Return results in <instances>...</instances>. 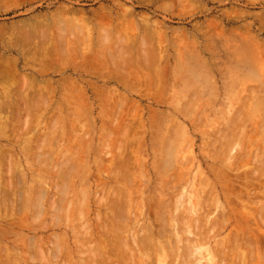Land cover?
I'll return each mask as SVG.
<instances>
[{
  "label": "rangeland",
  "instance_id": "1",
  "mask_svg": "<svg viewBox=\"0 0 264 264\" xmlns=\"http://www.w3.org/2000/svg\"><path fill=\"white\" fill-rule=\"evenodd\" d=\"M0 91V264H264V0H0Z\"/></svg>",
  "mask_w": 264,
  "mask_h": 264
},
{
  "label": "bare ground",
  "instance_id": "2",
  "mask_svg": "<svg viewBox=\"0 0 264 264\" xmlns=\"http://www.w3.org/2000/svg\"><path fill=\"white\" fill-rule=\"evenodd\" d=\"M104 9H105V8H104ZM104 11H105V10H104ZM105 13H106V12H105ZM105 13H104V14H105ZM105 16H106V14H105ZM107 18H109V17H107ZM143 22H144V21H143ZM74 51H75V50H74ZM76 52H77V51H76ZM42 54H43V53H42ZM49 55H50V54H49ZM49 55H48V56H49ZM77 56H78V54H77ZM87 56H88V55H87ZM39 57H40V55H39ZM78 58H79V57H78ZM131 58H132V57H131ZM132 59H133V58H132ZM89 62H90V61H89ZM84 63H86V62H84ZM90 63H91V62H90ZM126 63H127V60H126ZM133 63H134V62H133ZM87 65H88V62H87ZM78 66H79V65H78ZM88 66H89V65H88ZM88 66H87V67H88ZM13 67H14V65H13ZM129 67H130V66H129ZM135 67H136V66H135ZM8 68H9V67H8ZM91 68H92V67H91ZM12 70H13V69H12ZM14 70H15V67H14ZM134 70H135V69H134ZM138 70H139V69H138ZM85 71H86V70H85ZM10 73H11V72H10ZM18 74H19V73H18ZM18 78H19V77H17V79H18ZM17 79H16V80H17ZM27 79H28V78H27ZM19 80H20V79H19ZM22 81H23V80H22ZM23 82H24V81H23ZM35 83H36V82H35ZM25 84H26V82H25ZM37 86H38V84H37ZM28 87H29V85H28ZM74 87H75V86H74ZM74 87H73V88H74ZM75 88H76V87H75ZM89 88H91V87H89ZM81 90H82V89H81ZM0 92H1V91H0ZM82 92H83V91H82ZM18 94H19V93H18ZM18 94H17V95H18ZM47 94H48V93H47ZM75 94H77V93H75ZM36 95H37V94H36ZM44 95H45V94H44ZM81 95H83V94H81ZM7 96H8V95H7ZM15 97H16V96H15ZM38 97H39V94H38ZM45 97H46V96H45ZM7 98H8V97H7ZM7 98H4V99H6V100L8 101ZM18 98H20V97H18ZM18 98H17V99H18ZM36 98H37V97H36ZM47 98H48V97H47ZM39 99H40V98H39ZM51 99H52V98H51ZM0 100H3V99H0ZM24 100H25V99H24ZM29 101H30L31 103H33L31 100H29ZM29 101H28V102H29ZM48 101H49V100H48ZM3 102H4V101H3ZM5 102H6V101H5ZM16 102H17V101H16ZM39 102H40V101H39ZM1 103H2V102H1ZM6 103H7V102H6ZM8 103H10V102H8ZM21 103H22V102H21ZM21 103H19V104H21ZM25 103H27V102H25ZM25 103H24V104H25ZM44 103H45V102H44ZM50 103H51V101H50ZM14 104H15V103H14ZM28 104H30V103H28ZM33 104H34V103H33ZM46 105H47V104H46ZM21 106H22V105H21ZM23 106H24V105H23ZM29 106H30V105H29ZM31 107H32V106H31ZM9 108H10V107H9ZM9 108H8V109H9ZM60 108H61V107H60ZM18 109H19V107H18ZM22 109H23V108H22ZM28 109H29V108H28ZM28 109H27V110H28ZM34 109H35V108H34ZM16 111H17V110H16ZM18 111H20V110H18ZM22 112H23V111H22ZM24 113H25V112H24ZM29 113H30V112H29ZM27 114H28V113H27ZM34 116H35V115H34ZM34 116H33V118H34ZM2 117H3V115H2ZM27 117H28V115H27ZM35 117H36V116H35ZM3 118H4V117H3ZM11 119H12V118H11ZM11 119H10V120H11ZM11 121H13V120H11ZM15 122H17V121H15ZM24 122H25V120H24ZM3 123H4V122H3ZM11 123H12V122H11ZM13 123H14V122H13ZM27 123H28V122H26V124H27ZM23 124H24V123H23ZM26 124H25V126H26ZM33 124H34V123H33ZM51 124H52V123H51ZM29 125H30V124H29ZM25 126H24V127H25ZM27 126H28V125H27ZM5 127H6V126H5ZM8 128H9V127H8ZM15 128H16V127H15ZM13 130H14V129H13ZM29 131H30V130H29ZM54 133H55V132H54ZM42 137H43V136H42ZM38 141H40V140H38ZM42 141H43V140H42ZM36 143H37V142H36ZM43 143H44V142H42V144H43ZM38 147H39V146H38ZM45 147H46V146H45ZM31 148H32V147H31ZM36 148H37V147H36ZM43 148H44V147H43ZM33 149H34V148H33ZM45 149H46V148H45ZM45 149H44V150H45ZM41 150H43V149H41ZM36 151H38V150H36ZM26 152H27V151H26ZM3 153H4V152H2V154H3ZM28 153H29V152H28ZM40 157H41V155H40ZM45 157L47 158V155H46ZM33 158H34V157H33ZM46 158H45V159H46ZM42 159H43V157H42ZM9 160H10V159H9ZM46 160H47V159H46ZM46 160H44V161H46ZM48 160H49V159H48ZM10 161H11V160H10ZM48 162H49V161H48ZM51 162H52V161H51ZM8 163H10V162H8ZM43 163H44V162H43ZM45 163H46V162H45ZM45 163H44V164H45ZM49 164H50V163H49ZM49 164H48V165H49ZM56 164H57V163H56ZM41 165H42V164H41ZM54 165H55V163H54ZM8 166H11V164H9ZM42 166H43V165H42ZM7 168L9 169V167H7ZM48 168H49V167H48ZM53 168H54V166H53ZM55 168H56V167H55ZM64 168H65V167H64ZM57 169H58V168H57ZM58 170H59V169H58ZM69 170H70V169H69ZM54 171H55V170H54ZM54 171H53V172H54ZM51 172H52V171H51ZM53 172H52V173H53ZM68 173H69V172H68ZM36 175H37V174H36ZM7 177H10V175L7 176ZM40 178H41V177H40ZM5 179H6V178H5ZM12 179H13V178H12ZM9 180H10V179H9ZM9 180H6V181H9ZM18 180H21V179H18ZM18 180H16V181L18 182ZM21 181H22V180H21ZM53 181H54V180H53ZM55 181H56V180H55ZM55 181H54V182H55ZM3 182H4V181H3ZM3 182H2V183H3ZM17 182H16V183H17ZM35 182H36V181H35ZM68 182H69V181H68ZM8 183H9V182H7V185H9ZM10 183H11V182H10ZM19 183H20V182H18V184H19ZM22 184H23V183H22ZM68 184H69V183H68ZM1 185L4 186L3 184H1ZM7 185H5V186H7ZM12 185H13V184H12ZM14 185H15V184H14ZM5 186H4V187H5ZM16 186H18V185H16ZM19 187H20V186H19ZM19 187H18V188H19ZM5 188H10V189H12L11 185H10V187L8 186V187H5ZM16 188H17V187H16ZM18 188H17V189H18ZM39 188H40V186H39ZM53 188H54V187H53ZM64 189H65V188H64ZM64 189H63V190H64ZM1 190H2V188H1ZM7 190H8V192H9V189H7ZM15 190H16V189H15ZM54 190H56V189L54 188ZM17 191H18V190H16V192H17ZM39 191H40V190H39ZM41 191H42V190H41ZM65 191H66V190H65ZM65 191H64V192H65ZM4 192H5V193H4ZM4 192H2V193H3V194H6L7 191L5 190ZM116 192H117V191H116ZM10 193H11V192L7 193V195H8V194L10 195ZM13 193L16 194L15 192H13ZM13 193H12V194H13ZM21 193H23V191H21ZM60 193H61V192H60ZM3 194H1L2 197H4ZM17 194H18V193H17ZM62 194H63V193H62ZM62 194H61V195H62ZM20 195H23V194H20ZM39 195H40V193H39ZM41 195H42V193H41ZM50 195H51V193H50ZM65 195H66V193H65ZM65 195H63V196H65ZM18 196H19V194H18ZM67 196H68V195H67ZM38 197H39V196H38ZM43 197H44V196H43ZM65 197H66V196H65ZM21 198H22V197H21ZM62 198H63V197H62ZM239 198H240V197H239ZM5 199H6V198H5ZM5 199L2 198V200H1V198H0V200H1L2 202H5V203H6L7 200H8L7 203H9V201L11 200V199H10V200H9V199L5 200ZM15 199H16V198H15ZM18 199H19V198H17V200H18ZM39 199L42 201L44 198L41 199V196H40ZM53 199H54V198H53ZM4 200H5V201H4ZM22 200H23V198H22ZM22 200H21V201H22ZM50 200H51V199H50ZM60 200H61V199H60ZM11 201H12V200H11ZM11 201H10V202H11ZM15 201H16V200H15ZM25 201H26V200H25ZM35 201H36V200H35ZM37 201H38V200H37ZM43 201H44V200H43ZM51 201H52V200H51ZM63 201H64V200H62V202H63ZM69 201H70V200H68V202H69ZM18 202H20V201L18 200ZM60 202H61V201H60ZM62 202H61V203H62ZM120 202H121V201H120ZM23 203H25V202H23ZM38 203H39V201H38ZM42 203H43V202H42ZM50 203H51V202H50ZM61 203H60V204H61ZM115 203H116V202H115ZM35 204H37V203H35ZM39 204H40V203H39ZM52 204H53V202H52ZM52 204L50 205V206H51V211H53V210L55 209V208H54L55 206L53 207ZM64 204H65V203H63L62 205H64ZM117 204H118V203H117ZM2 205H3V203H2ZM2 205H1V206H2ZM17 205H19V204H17ZM20 205H21V204H20ZM33 205H34V204H33ZM54 205H55V204H54ZM47 206H48V205H47ZM50 206H49V207H50ZM67 206H68V207H66V208H69V207L71 206V204H70V206H69V204H67ZM112 206H113V205H112ZM6 207H7V206H4V205H3V212H5L4 209H5ZM32 207H33V206H32ZM1 208H2V207H1ZM7 208H9V207H7ZM10 208H11V207H10ZM38 208H39V207H38ZM52 208H53V209H52ZM113 208H114V207H113ZM117 209H118V208H117ZM117 209H116V210H117ZM5 210H6V209H5ZM10 210H11V209H10ZM61 210L63 211L62 208H61L59 211L61 212ZM118 210H119V209H118ZM118 210H117V213H118ZM263 210H264V209H263ZM56 211H57V210H56ZM67 211H68V210L66 209V210H65L66 215L71 211V209H70L69 212H67ZM78 211H79V210H78ZM54 212H55V210H54ZM60 212H59V214H60ZM115 212H116V211H114V214H115ZM119 212H121V211H119ZM18 213H19V211H18ZM37 213H38V212H37ZM55 213H57V212H55ZM14 214L16 215V213H14ZM38 214H40V211H39ZM38 214H37V215H38ZM47 214H48V213H45V215H47ZM59 214H58V215H59ZM64 214H65V213H63V216H64ZM70 214H71V213H70ZM70 214H69V215H70ZM41 215H43V211H42V214H41ZM54 215H55V214H54ZM118 215H119V214H118ZM121 216H122V215H121ZM20 217H22V216H20ZM30 217H31V216H30ZM38 217H39V216H37V218H38ZM40 217H42V216H40ZM64 217H65V216H64ZM70 217H71V216H70ZM115 217H116V216H115ZM122 217H123V216H122ZM160 217H161V216H160ZM242 217H243V216H242ZM6 218L8 219V214H7V217H6ZM47 218H48V217H47ZM49 218H50V217H49ZM67 218H68V217H66V222H67ZM14 219H15V218H14ZM22 219H23V218H22ZM165 219H166V218H165ZM18 220H19V219H18ZM32 220H33V219H32ZM32 220H31V222H32ZM51 220H53V219L51 218ZM98 220H99V219H98ZM111 220H112V219H111ZM114 220H115V219H114ZM118 220H119V218H118ZM118 220H117V221H118ZM179 220H180V218H179ZM16 221H17V220H16ZM20 221H21V220H20ZM34 221H35V220H34ZM38 221H39V219H38ZM77 221H78V220H77ZM77 221H76V222H77ZM112 221H113V220H112ZM181 221H182V219H181ZM202 221H203V220H202ZM204 221H205V219H204ZM211 221H212V220H211ZM260 221H261V220H260ZM1 222H4V221L2 220ZM24 222H25V221H23V220L21 221V223H24ZM51 222H52V221H51ZM76 222H75V223H76ZM78 222H80V220H79ZM114 222H116V221H114ZM114 222H113V223H114ZM194 222H195V221H194ZM261 222H262V221H261ZM25 223H26V222H25ZM204 223H205V222H204ZM80 224H81V223H80ZM124 224H125V222H124ZM165 224H166V223H165ZM165 224H164V225H165ZM182 224H183V223H182ZM260 224H261V223H260ZM43 225H44V224H43ZM45 225H47V224H45ZM52 225H53V224H52ZM98 225H99V224H98ZM101 225H102V224H101ZM127 225H128V224H127ZM160 225H161V228H162V226H164L163 224H160ZM178 225H180V227H181V224H178ZM196 225H197V224H196ZM210 225H211V224H210ZM237 225H238V224H237ZM257 225H258V224H257ZM103 226H104V225H103ZM110 226H111V225H110ZM202 226H203V225H202ZM215 226H216V225H215ZM12 227H13V225H12ZM20 227H21V228H20ZM45 227H46V226H45ZM84 227H85V226H84ZM84 227H83V228H84ZM159 227H160V226H159ZM165 227H166V226H164V228H162V230L165 229ZM203 227H204V226H203ZM15 228H16V227H15ZM19 228H20V229H23L24 227L22 228V226L19 225L18 229H19ZM42 228H43V227H42ZM108 228H109V227H108ZM114 228H115V227H112V228H111V232H112V229H114ZM195 228L197 229L198 227H195ZM200 228H201V227H200ZM16 229H17V228H16ZM24 229L26 230V228H24ZM29 229H30V228H29ZM84 229H85V228H84ZM142 229H144V228H142ZM27 230H28V229H27ZM30 230H32V229H30ZM99 230H100V227H99ZM102 230H104V228L101 229L100 231H102ZM107 230H108V229H107ZM115 230H117V229L115 228ZM115 230H114V231H115ZM118 230H119V229H118ZM148 230H151V232H152V229H151V228L148 229ZM181 230H183V228H181ZM201 230H202V229H201ZM209 230H210V229H209ZM212 230H213V228H212ZM79 231H80V230H79ZM114 231H113V233H115ZM183 231H185V230H183ZM195 231H196V230H195ZM202 231H203V230H202ZM213 231H214V230H213ZM261 231H262V230H261ZM185 232H186V231H185ZM197 232H199V229H198ZM207 232H209V231H207ZM207 232H205V233H207ZM104 233H105V232H104ZM113 233H111V234H113ZM132 233H133V231H132ZM141 233H145V232L142 230ZM160 233H161V232H160ZM162 233H163V232H162ZM162 233H161V234H162ZM167 233H168V232H167ZM209 233H211V232H209ZM234 233H235V232H234ZM246 233H247V232H246ZM106 234H107V233H106ZM115 234H116V233H115ZM151 234H152V233H151ZM151 234H150V235H151ZM181 234H182V233H181ZM194 234H195V232H194ZM201 234H202V233H201ZM212 234H213V233H212ZM212 234H211V235H212ZM116 235H117V234H116ZM142 235H143V234H142ZM162 235H164V234H162ZM197 235H198V234H197ZM232 235H233V234H232ZM245 235H246V234H245ZM52 236H53V235H52ZM157 236H158V235H157ZM167 236H168V235H167ZM198 236H201L202 238H204L203 235H198ZM205 236H206V235H205ZM207 236H208V234H207ZM4 237H6V236H4ZM4 237L1 236V238H3V239H4ZM56 237H57V236H56ZM159 237H160V236H159ZM159 237H158V238H159ZM244 237H247V236H244ZM254 237H255V236H254ZM117 238H118V237H116V240H117ZM140 238H142V236H141ZM144 238H146V237H144ZM144 238H142V239H143V240H141L142 242L145 241ZM185 238H187V237H185ZM239 238H240V237H239ZM11 239H13V238H11ZM14 239H15V238H14ZM160 239H162V237H161ZM166 239H167V238H166ZM190 239H191V238H190ZM246 239H247V238H246ZM253 239H254V238H253ZM0 240H1V239H0ZM30 240H31V239H30ZM114 240H115V239H114ZM131 240H132V239H131ZM138 240H139V239H138ZM146 240H148V245H147V246L145 245V242H144V243H140V246H141V247H142V244H143L144 247H142V248H144L145 253H146L147 251H148V252L150 251L149 248H150V246H152V245H151V242L153 241V236H152V238H151V236L148 237ZM188 240H189V239H188ZM188 240H186L185 243L188 244V242L190 241V240H189V241H188ZM201 240H202V239H201ZM204 240H205V239H204ZM247 240H248V239H247ZM247 240H246V241H247ZM27 241H28V239H27ZM41 241H42V240H41ZM41 241H40V242H41ZM112 241H113V240H112ZM139 241H140V240H139ZM167 241H168V239H167ZM235 241H236V240H235ZM244 241H245V240H244ZM246 241H245V244L247 243ZM28 242H29V241H28ZM54 242H55V241H54ZM132 242H133V240H132ZM193 242H195V241H193ZM196 242H197V243H200V242H204V241L202 240V241H200V242H198V241H196ZM196 242H195V244H196ZM239 242H240V241H239ZM249 242H250V241H249ZM56 243H57V242H55L54 244H56ZM110 243H111V242H110ZM114 243H115L114 245H117V248H118V246H119V249L122 248V247L120 248V246H121L120 244L118 245V244H116V242H114ZM133 243H134V242H133ZM161 243H162V242H161ZM173 243H174V242H173ZM173 243H171L172 246H173ZM185 243H184V244H185ZM189 243H190V242H189ZM252 243H254V242H252ZM29 244H30V243H29ZM180 244H181V243H180ZM187 244H185L187 247H188L189 245H191V243H190L189 245H187ZM239 244H240V243H239ZM242 244H243V243H242ZM247 244H248V243H247ZM247 244H246V245H247ZM57 245H58V244H57ZM114 245H113V247H114ZM135 245H136V244H135ZM149 245H150V246H149ZM163 245H164V242H163ZM165 245H167L166 242H165ZM192 245H194V243H193ZM203 245H204V244H203ZM251 245H252V244H251ZM33 246H34V244H33ZM50 246H51V245H50ZM54 246H55V245H54ZM82 246H84V245H82ZM111 246H112V245H111ZM132 246H133V245H132ZM138 246H139V245H138ZM153 246H154V245H153ZM153 246H152L151 249H153V248L155 247V246H154V247H153ZM167 246H169V245H167ZM174 246H175V243H174ZM174 246H173V248H175ZM186 246H185V248H184V249H185V255H186V251H187V254L189 253V255H190V252H189L190 250L188 251V249L186 248ZM194 246H195V245H194ZM235 246L237 247V244L234 245V247H235ZM242 246H243V245H242ZM247 246H249V244H248ZM252 246H253V245H252ZM26 247H27V245H26ZM31 247H32V246H31ZM51 247H52V246H51ZM135 247H137V245H136ZM141 247H140V248H141ZM145 247H148V248L145 249ZM245 247H246V246H245ZM32 248H33V247H32ZM40 248H41V247H40ZM40 248H39V249H40ZM42 248H43V247H42ZM55 248H56V247H55ZM83 248H84V247H83ZM110 248H111V247H110ZM124 248H126V247H124ZM137 248H138V247H137ZM140 248H138V249H140ZM156 248H157V246H156ZM159 248H160V247L158 246V248H157V249L159 250L158 252H161V254H162V251L160 250L161 248H160V249H159ZM166 248H167V247H165V249H166ZM173 248L171 247V250H173ZM188 248H189V247H188ZM218 248L220 249L221 247L219 246ZM243 248H244V247H243ZM254 248H255V245H254ZM27 249H28V248H27ZM39 249H38V251H39ZM89 249H90V248H89ZM126 249H127V248H126ZM126 249H125V251H126ZM147 249H149V250H147ZM157 249H156V250H157ZM169 249H170V248H169ZM169 249H167V251H169ZM175 249H176V248H175ZM175 249H174V250H175ZM181 249H182V248H181ZM186 249H187V250H186ZM251 249L254 250L252 247L249 246V248H248L247 250L249 251V250H251ZM29 250H31L30 247H29ZM90 250H91V249H90ZM112 250H113V248H112ZM116 250H117V249H116ZM146 250H147V251H146ZM153 250H155V248H154ZM174 250L171 251V252H175V251H176V250H175V251H174ZM193 250H194V249H193ZM224 250H225V249H224ZM224 250H223V251H224ZM228 250H229V248H228ZM231 250H232V248H231ZM244 250H246V249H244ZM60 251H61V249H60ZM60 251H59V253H61ZM91 251H92V250H91ZM113 251H114V250H113ZM117 251H119V250H117ZM123 251H124V250H123ZM125 251H124V252H125ZM167 251H165V252H167ZM217 251H218V250H217ZM225 251H226V250H225ZM225 251H224V253L227 254ZM2 252L4 253L3 256H6V255L8 254V253H7L8 251H7V249H5V248H4L3 250L0 249V255H1ZM32 252H33V251H32ZM42 252H43V250H42ZM85 252H86V251H85ZM111 252H112V251H111ZM121 252H122V251H119V253H121ZM126 252H127V251H126ZM130 252H131V251H130ZM180 252H181V251H180ZM194 252H196V251L194 250ZM221 252H222V250H220V252L217 254L216 250L214 249V254H215V255H218L217 257H222V256H221ZM232 252H233V251H231V253H232ZM250 252H251V251H250ZM253 252H255V250L252 251V252L250 253V255H248V256H249V257H251V256L253 257V256H254V255H253ZM49 253H50V252H49ZM93 253H94V252H93ZM93 253H92V254H93ZM95 253H96V252H95ZM99 253H100V252H98V254H99ZM117 253H118V252H117ZM153 253H154V254H153ZM155 253H156V251L152 252L151 254H152L153 256H155ZM168 253H169V252H168ZM191 253H192V252H191ZM39 254H40V253H39ZM87 254H89V253L87 252ZM111 254H113V253H111ZM114 254H115V251H114ZM123 254H124V253H123ZM151 254L149 255V257L152 256ZM161 254L159 253V254H157V255L160 256ZM169 254H170V253H169ZM174 254H175V253H174ZM219 254H220V256H219ZM225 254L223 255V253H222L223 256H225ZM233 254H234V253H233ZM254 254H255V253H254ZM59 255H60V254H59ZM59 255H57V256H59ZM95 255H96V254H95ZM124 255H126V254H124ZM130 255H131V253H130ZM172 255H173V253H172ZM182 255H183V254H182ZM227 255H228V257H231V256H232V255L229 256V254H227ZM234 255L237 256V254H234ZM89 256H90V255H89ZM118 256H119V255H118ZM120 256H121V255H120ZM175 256H177V254H176ZM186 256H188V255H186ZM186 256H185V257H186ZM40 257H42V256H40ZM110 257H111V256H110ZM162 257H163V255H162ZM168 257H169V256H168ZM171 257L173 258V256H171ZM189 257H191V256H189ZM217 257H216V258H217ZM254 257H256V256H254ZM0 258H1V256H0ZM3 258H4V257H3ZM3 258H1L3 261H6V263H9V262H7L8 260H4ZM5 258H6V257H5ZM29 258H30V257H29ZM34 258H35V257H34ZM44 258H45V257H44ZM47 258H48V255H47ZM98 258H99V257L97 256V259H98ZM186 258H187V257H186ZM235 258H236V257H235ZM239 258H241V257L239 256ZM6 259H8V258H6ZM32 259H33V258H32ZM41 259H42V258H41ZM56 259H57V257L55 258V260H56ZM58 259H59V257H58ZM58 259H57V260H58ZM92 259H93V258H92ZM115 259L117 260V258H115ZM118 259H119V258H118ZM122 259H123V257H122ZM122 259H121V260H122ZM156 259H157V258H156ZM175 259H176V257H175ZM221 259H222V258H221ZM229 259H230V258H229ZM253 259H254V258H253ZM253 259H252V260H253ZM2 260H0V263H1ZM9 260H10V259H9ZM53 260H54V259H53ZM55 260H54V264H56V263H55ZM104 260H105V259H104ZM152 260H153V257H152ZM196 260H198V259H196ZM217 260H219V259H217ZM230 260H231V259H230ZM249 260H250V262L253 264L254 261H251V258L248 259V261H249ZM40 261H41V260H40ZM45 261H46V260H45ZM133 261H134V260H133ZM187 261H188V260H187ZM221 261H222V260H221ZM221 261H220V262H221ZM223 261H225V260H223ZM227 261H228V259H227ZM245 261H246V260H245ZM248 261H247V262H248ZM10 262H11V261H10ZM46 262H47V261H46ZM56 262H57V261H56ZM98 262H99V261H98ZM106 262H107V261H106ZM108 262H110V261H108ZM131 262H132V261H131ZM175 262H176V261H175ZM193 262H194V261H193ZM193 262H192V263H193ZM195 262H196V261H195ZM195 262H194V263H195ZM217 262H218V261H217ZM225 262H226V261H225ZM225 262H224V263H225ZM228 262H229V261H228ZM4 263H5V262H4ZM88 263H89V262H88ZM92 263H93V262H92ZM129 263H130V262H129ZM93 264H94V263H93ZM116 264H117V263H116ZM176 264H177V263H176ZM182 264H184V263L182 262ZM185 264H186V262H185ZM187 264H189V263L187 262ZM237 264H238V262H237ZM245 264H247V263L245 262Z\"/></svg>",
  "mask_w": 264,
  "mask_h": 264
}]
</instances>
